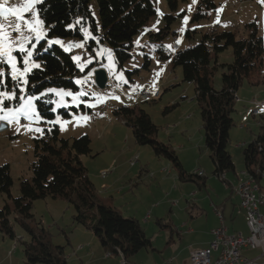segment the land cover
I'll use <instances>...</instances> for the list:
<instances>
[{
	"label": "rangeland",
	"instance_id": "obj_1",
	"mask_svg": "<svg viewBox=\"0 0 264 264\" xmlns=\"http://www.w3.org/2000/svg\"><path fill=\"white\" fill-rule=\"evenodd\" d=\"M41 1L39 0V3ZM154 1L157 9L156 14L149 20L147 26L134 36L133 45L130 47L132 57L126 60L127 62L122 68L115 61L114 51L108 44L98 41L92 47L90 46L89 40L94 36L88 28L84 27L82 35L78 37L49 36L47 28L39 16V3H36L32 10L25 14L26 19L32 22L35 30H30L27 24L22 25L21 33L10 28L7 29L11 32V39L17 41L16 50L12 52L16 60L15 68H13L4 59H0V73H3L0 76V93L14 94V99L8 100L6 97H0V99H3L5 109H24L20 112L18 119L12 122L0 120V123L7 125L4 130H0V164L8 163L11 167L13 178L11 195L13 197H18L20 194L19 180L32 176L31 163L35 159L33 141L37 135L42 134L43 127L48 126L46 123H42L44 119L39 116L37 110L36 100L40 95L27 91L28 75L34 69L42 67L36 57L41 42H43V51L55 44L61 45L71 53L72 59L80 71L75 77L79 88L75 90L62 87L46 89L45 92L54 94L52 103L55 115L48 122L58 124L60 136L63 138L71 140L82 135L90 136L92 152L89 155H82L81 159L84 166L88 168L90 179L94 183L102 181L100 178L102 172L108 171L111 175L116 159L120 155L127 158V163H124L125 166L122 169H132L133 171L141 164L149 163L151 167H154L160 161L150 146L136 143L132 129L125 125L121 114L115 113L117 109L129 106L136 109L142 108L151 115L155 124L159 126L157 137L163 142L172 144L173 149L184 162L188 173L204 171L203 174L211 194L228 192L225 189L226 181L223 177L213 174L214 163L205 148V132L199 105L195 98V85L183 80L182 68L176 65L172 57L180 48L181 40L184 41L183 45L186 47L195 45L200 42L204 34L213 29L216 31L234 30L238 38H247L248 25L256 23L259 34L264 39V0H214L217 5L216 11L199 21H193L191 18H193L195 9L201 0H178L175 9L168 7V0ZM3 2L4 0H0V3ZM24 3L25 0H8V6ZM91 8L97 18L98 30L102 32L97 0H92ZM167 14L174 17L170 19V22L165 20ZM0 22L14 25L16 20L14 17H9L8 20H0ZM168 23L170 26L168 34L155 41V38L149 33L160 31ZM188 29H190V37L186 32ZM23 37L28 39L25 40ZM175 38L179 40V47L176 46ZM55 41L60 43H55ZM21 43L26 49L25 52L18 50ZM160 50L171 51L174 55L170 54V58H163ZM28 52H31V55H28ZM216 57L219 63L232 62V47L218 53ZM146 59L150 62L147 66ZM97 68H105L108 71L109 83L104 88H98L95 83L94 73ZM224 68L218 66L215 69L212 83L217 89L222 86ZM127 71L133 72L127 74ZM13 73H15V78ZM262 80L264 79L261 76H255L250 80L252 85L244 82L240 87V95L244 98L252 96V113L255 109L254 104L257 101H264V82ZM83 82L86 87L82 88L80 84ZM143 91H159L160 95L157 98L150 97L148 100H143L139 96ZM238 101L236 108L241 105ZM173 104H177L176 107L164 113L163 110ZM64 111L69 112V116L63 115ZM238 115V111L234 113L235 126L229 133L230 142L227 147L235 163L236 172L240 175V169L244 171L245 168L243 150L246 144L259 132L260 123L264 122V110L257 116L253 113L254 117L249 113L251 122L248 124V128H243L244 126L238 121ZM191 145H195L194 148ZM197 145L203 146L201 147L202 151ZM136 156L140 161H137V167H132L129 163ZM161 160L166 165H159V168L162 166L161 171L171 180L172 188L169 186L168 191L164 193V186L158 187L155 189L154 196L160 200L163 196H167L166 192L171 193L174 190L173 194L165 200L167 202L166 210L172 209L177 216H186L184 207L187 211L192 210L193 204L196 202L193 201L195 196L193 191L199 189V186L195 181L179 179L176 175L178 174L177 168L173 167L169 160L165 158H161ZM150 173L154 175L155 171ZM150 173L145 172V175H150ZM228 174L232 179L237 177L232 171ZM115 175L116 173L110 176V179L113 180ZM150 179L153 180V178ZM194 179L198 180L197 177ZM262 184L264 185V181ZM147 187L146 182L144 188L147 189ZM116 189L119 188L116 187ZM172 201L175 202L174 205L170 204ZM6 204L13 207V200L6 193L0 194V208ZM32 212L35 215V220L42 222L51 232L54 245L65 246L67 255L76 249L75 243L80 239L75 226L80 228L82 226L74 221V208L69 202L62 198H57V200L50 197L38 199L34 202ZM10 221L13 224L16 238H12L9 234H3L0 230V264H27L21 241L28 240L29 235L15 221L14 212L10 215ZM151 224L154 229L149 228V237L154 234L155 230L157 232L160 230L153 221ZM157 237V244H162V237L159 235ZM84 263L87 264V261ZM70 264L81 263L80 261H71ZM119 264H121V259Z\"/></svg>",
	"mask_w": 264,
	"mask_h": 264
},
{
	"label": "trees",
	"instance_id": "obj_2",
	"mask_svg": "<svg viewBox=\"0 0 264 264\" xmlns=\"http://www.w3.org/2000/svg\"><path fill=\"white\" fill-rule=\"evenodd\" d=\"M92 0H42L38 4L39 16L46 26L49 36H81L83 28H88L93 38L92 47L98 41L105 42L113 49L115 61L122 68L131 59L130 47L136 33L144 29L156 14L154 0H97L99 23L93 10ZM171 9L177 8L178 0H168ZM214 0H201L197 5L193 21L209 17L216 11ZM170 22L173 15L167 14ZM247 38H238L231 30H210L202 36L200 42L180 51L175 60L182 68V77L195 85L196 100L202 117L205 143L211 152L214 163L213 174L223 177L228 172H235V163L228 150L230 132L235 126L234 113L237 111V92L244 82L252 85L255 76L264 79V39L259 34L256 23L248 25ZM169 23L156 33H149L160 40L169 32ZM188 29V36L191 33ZM99 37V40H97ZM40 43L36 57L42 67L34 69L28 75V90L40 95L37 100L39 116L43 117V132L34 138L35 159L31 163L32 176L21 178L20 194L13 197L11 188L13 178L8 163L0 164V194L6 193L13 200V207L6 204L0 208V230L3 234L16 238L10 215L15 213V221L29 235L22 240L27 264H69L65 246L54 245L51 232L37 222L32 212L38 199L62 198L74 208V221L94 232L99 243L112 255L124 258L128 264L131 257L140 250L150 248L152 239L146 233L141 222L133 216H124L116 207L106 204L92 180L88 168L84 166L82 155L92 152L91 138L82 135L74 139L60 136L58 124L48 122L55 115L53 111L54 94L46 89L62 87L79 88L75 77L80 73L71 53L61 45H53L43 51ZM232 47L233 61L219 63L218 53ZM146 66L150 63L146 59ZM218 66L225 67L222 74V86L213 85V76ZM131 74L133 71H127ZM264 82V80H262ZM44 92V93H43ZM43 93V94H41ZM176 107L165 108L164 113ZM64 111L63 115L69 116ZM121 114L126 126L132 129L137 144L148 145L158 157L170 161L177 168V175L182 180L197 182L205 187V176L188 173L172 145L159 140V126L144 109L123 106L116 110ZM245 171L258 183L264 176V122L253 140L243 150ZM197 177L198 180L194 178ZM224 179V178H223Z\"/></svg>",
	"mask_w": 264,
	"mask_h": 264
},
{
	"label": "crops",
	"instance_id": "obj_3",
	"mask_svg": "<svg viewBox=\"0 0 264 264\" xmlns=\"http://www.w3.org/2000/svg\"><path fill=\"white\" fill-rule=\"evenodd\" d=\"M156 40L157 39H155V41ZM180 44L184 49L191 46H184L183 40H181ZM160 54L163 58H170V54L173 53L171 51L160 50ZM177 56L178 55H174L172 58L176 60ZM239 92L240 89L237 94H239ZM252 93H254V91H252ZM251 97L252 96L244 98L242 95H238V102L241 104L238 107L239 109L237 108L239 113L238 121L244 126L243 128L249 127L248 124L251 122L249 113L254 117L252 113L253 104ZM250 142H248V144ZM248 144H246V146ZM194 146L195 145H191L192 148H194ZM197 147L202 151V145H197ZM205 148H207V145ZM207 150L211 157V152L208 148ZM158 158L160 161L154 167H151L149 163L144 165L141 164L137 167V163L140 161L139 159L135 165H132V167H137L133 171L132 169H122L125 166L124 163H127V158L124 155H120L116 159V162L113 160L115 166H113L110 173L111 175L108 174V176L104 178L100 177L102 178L100 183H94L91 179L99 196L106 204L116 207L124 216H133L137 218L147 234L149 228L154 229L152 228V221L157 228L160 229L158 232L155 230L154 234L150 236L152 239V246L140 250L139 253L130 258L128 264H190V254L192 250L211 245L214 238L212 229L221 224L217 211L222 212L224 225L228 227L230 232L238 231L245 236L249 235V228L246 224L247 212L240 206V197L235 190L236 185L245 180L248 176L244 172L245 168L244 171L240 169L239 173L241 172V174L239 175L236 172L235 166L234 173L237 175L236 179L230 178L228 173L224 175V180L226 181L225 189L228 190V192L226 191L221 194L216 192L211 194L207 185L205 187H198L199 189L193 191L195 194L193 201L196 202L193 204L192 210L187 211L184 207L186 216H177L172 209L167 211L165 207L167 206L165 200L173 194L174 190L171 191V193L166 192L167 196H163L160 200H157L158 198L154 196L156 188H162V186H164L165 193V191H168L167 188L172 184L169 177L164 176V172L161 171L162 166L159 168V165H162L164 162L161 160L162 157ZM180 160V162H182L181 158ZM182 164L185 168L184 162H182ZM165 165L166 163L163 164V166ZM152 171H155L154 175H151L150 172ZM145 172L150 173V175H145ZM115 173L116 175L113 177V180L110 179V176ZM150 178H153V180ZM143 179L145 180L143 181ZM262 181H264V176L259 184L264 187ZM146 182L148 184L147 189L144 188V183ZM116 187L119 189H116ZM53 199L57 200L55 198ZM174 203V201L170 202L172 205H174ZM75 229L80 240L75 243L76 249L66 256L69 264L71 261H80L81 264H85L84 261H87V264H119L120 259L122 264L123 258L118 255H112L107 251L102 244L99 243L100 241L94 232L87 230V228L85 229L83 226L81 228L75 226ZM157 235L162 237V244H157ZM242 255L249 259H255L252 264H264V257H260V248L244 247L242 249ZM216 256L217 251L214 253V257Z\"/></svg>",
	"mask_w": 264,
	"mask_h": 264
},
{
	"label": "built area",
	"instance_id": "obj_4",
	"mask_svg": "<svg viewBox=\"0 0 264 264\" xmlns=\"http://www.w3.org/2000/svg\"><path fill=\"white\" fill-rule=\"evenodd\" d=\"M97 40H99V37H97ZM175 41L177 42L176 46H178L179 41L176 38ZM182 50H184V47L180 44V48L175 55H178ZM80 86L82 88L86 87L85 82L81 83ZM159 95V91H143L139 94L143 100H148L150 97L157 98ZM254 105L253 113L257 116L264 110V101H257ZM138 159L139 157L136 156L129 164L135 165ZM203 173V170L196 171V174L201 176H204ZM108 174V171L102 172V177H107ZM245 174L248 176L236 185L235 190L240 197V206L247 212L246 224L249 228V235L245 236L238 231L230 232L228 227L224 225L222 212L217 211L221 224L212 229L214 238L211 245L192 250L190 264H252L255 259H249L242 255L244 247L260 248V257H264V187L259 185L260 183L247 172ZM216 251L217 256L214 257ZM122 264H126L124 258Z\"/></svg>",
	"mask_w": 264,
	"mask_h": 264
},
{
	"label": "snow or ice",
	"instance_id": "obj_5",
	"mask_svg": "<svg viewBox=\"0 0 264 264\" xmlns=\"http://www.w3.org/2000/svg\"><path fill=\"white\" fill-rule=\"evenodd\" d=\"M36 3H39V0H25L24 4L17 6H8V0H4L3 3H0V20H8L9 17H14L16 20L14 25L11 23L6 25L5 23L0 22V59H4L5 62L11 64L13 68H15L16 58L12 55V52L16 50L15 45L17 44V41L11 39V32L7 29L10 28L17 33H21L22 25L27 24L30 30H35L32 22L26 19L25 14L30 12ZM23 39L26 40L28 38L23 37ZM55 43L60 42L55 41ZM18 50L20 52L26 51L22 43ZM28 55H31V52H28ZM77 59H79V57H77ZM2 75L3 73H0V76ZM13 76L15 78V73H13ZM69 95L71 94L69 93ZM0 97H6L8 100H12L14 99V94L0 93ZM21 111H24V109H5L3 107V99H0V120H8L9 122H12L13 120L18 119ZM37 131H39V129H37Z\"/></svg>",
	"mask_w": 264,
	"mask_h": 264
},
{
	"label": "water",
	"instance_id": "obj_6",
	"mask_svg": "<svg viewBox=\"0 0 264 264\" xmlns=\"http://www.w3.org/2000/svg\"><path fill=\"white\" fill-rule=\"evenodd\" d=\"M108 71L105 68H97L95 70V83L98 86V88H104L109 83V74H107ZM7 127L6 124L0 123V130H4Z\"/></svg>",
	"mask_w": 264,
	"mask_h": 264
}]
</instances>
